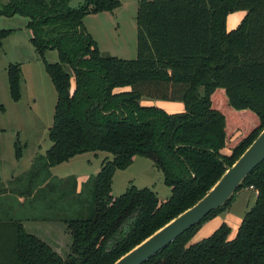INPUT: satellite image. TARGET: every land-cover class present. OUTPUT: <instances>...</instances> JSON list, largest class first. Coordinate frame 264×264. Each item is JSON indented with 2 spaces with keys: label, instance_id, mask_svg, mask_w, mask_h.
<instances>
[{
  "label": "trees",
  "instance_id": "1",
  "mask_svg": "<svg viewBox=\"0 0 264 264\" xmlns=\"http://www.w3.org/2000/svg\"><path fill=\"white\" fill-rule=\"evenodd\" d=\"M70 1L0 4V16L27 18L29 42L56 93L50 147L32 162L25 183L0 189V264H112L201 198L264 127V0H138L134 59L103 53L83 24L87 14L113 11L119 0L75 7ZM236 10L245 14L227 30V16ZM12 31L0 29V45ZM48 50L57 61L46 60ZM6 76L9 96L18 101L20 63L9 62ZM142 97L180 101L183 110L141 105ZM247 114L253 122L241 129ZM14 147L19 158V142ZM89 151L110 155L79 190L75 176L50 173ZM135 155L161 171L170 187L166 200L133 184L111 196L115 172ZM248 187L255 201L233 237L223 222L190 243L200 225ZM24 221L63 223L71 237L67 256ZM141 264H264V160L223 206Z\"/></svg>",
  "mask_w": 264,
  "mask_h": 264
},
{
  "label": "rangeland",
  "instance_id": "2",
  "mask_svg": "<svg viewBox=\"0 0 264 264\" xmlns=\"http://www.w3.org/2000/svg\"><path fill=\"white\" fill-rule=\"evenodd\" d=\"M84 0H71L75 7ZM120 6L113 11L90 13L83 18V24L96 41L98 48L106 54L122 59L136 57V11L138 0H119ZM4 0H0V4ZM245 10H236L227 16V30L233 29L244 16ZM27 18L20 15L0 16V29H13L0 45V104L5 111L0 113V189L25 183L26 173L38 155L44 154L50 147L48 128L52 124L56 93L44 70L42 61L32 63L31 56L35 52L29 42L30 31L26 27ZM28 47L31 48L28 50ZM31 52V53H30ZM45 57L49 62L57 61L55 50H48ZM41 60V59H40ZM21 61V98L13 101L9 96L6 66L9 62ZM40 68V69H39ZM67 69V68H66ZM167 102L163 99L142 97L141 105H155L163 108ZM180 102V101H177ZM182 103V102H180ZM243 122L238 126L245 127L252 123L250 115H241ZM244 123V126L242 124ZM15 142H19L21 155L15 157ZM110 154L105 151H89L75 155L68 161L51 168L55 177L75 176L87 179L95 175L103 158ZM20 177L15 181L16 177ZM26 175V176H25ZM21 180V181H20ZM16 184V185H17ZM138 188L152 189L159 201L170 195V187L163 183V176L152 161L146 157L135 155L133 161L125 169H119L113 176L111 196L123 193L129 185ZM256 192L253 188H242L236 192L231 205L215 217L207 220L194 232L190 243L196 242L212 233L221 223L230 227L229 236H234L244 213L253 205ZM36 224H47L35 222ZM27 229L29 223H25ZM51 227L52 224L46 225ZM49 232L36 228L40 238L56 247V251L66 257L71 243L70 233L63 223ZM29 232H31L28 229ZM32 233V232H31Z\"/></svg>",
  "mask_w": 264,
  "mask_h": 264
},
{
  "label": "water",
  "instance_id": "3",
  "mask_svg": "<svg viewBox=\"0 0 264 264\" xmlns=\"http://www.w3.org/2000/svg\"><path fill=\"white\" fill-rule=\"evenodd\" d=\"M264 160V127L213 186L193 205L173 217L112 264H141L173 242L210 211L223 206L240 187L247 175Z\"/></svg>",
  "mask_w": 264,
  "mask_h": 264
},
{
  "label": "crops",
  "instance_id": "4",
  "mask_svg": "<svg viewBox=\"0 0 264 264\" xmlns=\"http://www.w3.org/2000/svg\"><path fill=\"white\" fill-rule=\"evenodd\" d=\"M227 22V21H226ZM227 24V23H226ZM30 38V37H29ZM31 48H29L28 47V50H30ZM31 53V52H30ZM46 58V57H45ZM47 60V59H46ZM39 61H41L40 60V58H39V56L37 55V53L36 52H34L33 54H32V56H31V62L32 63H39ZM17 62H19L20 63V65H21V61H17ZM53 62V61H52ZM6 68V67H5ZM40 69V68H39ZM55 105V104H54ZM163 109H165L167 112H169V113H174V112H180V111H182L183 110V103H180V102H167L165 105H163ZM223 152H225V153H228L229 152V150L228 149H223ZM56 166V165H55ZM100 166V165H99ZM54 167V166H53ZM52 168V167H51ZM51 168H50V171H51ZM100 168V167H99ZM51 173V172H50ZM52 174V173H51ZM115 175V174H114ZM60 178H62V177H60ZM86 179V178H85ZM85 179H80L79 177H76V180H77V190H79V188H80V184H81V182H83ZM19 199L20 200H22V198L21 197H19ZM26 222H28L29 223V225H30V227L28 228L33 234H35V235H37V236H39L40 237V234H38V233H36V228H38V227H40V226H42V228L43 229H45L46 231L48 230V229H50V230H48L49 232H51V230L52 229H57L58 227H57V224H59V223H61V222H54V221H48V222H43V223H47V224H39V223H35V222H40V221H24L23 222V225L24 226H26L25 225V223ZM49 224H52V226L51 227H47L46 225H49ZM26 229H27V227H25ZM27 229V230H28ZM47 231V232H48ZM231 237H233V236H229V238H231ZM41 238H42V236H41ZM43 240H44V238H42ZM49 244L54 248V249H56V247L55 246H53L50 242H49Z\"/></svg>",
  "mask_w": 264,
  "mask_h": 264
}]
</instances>
